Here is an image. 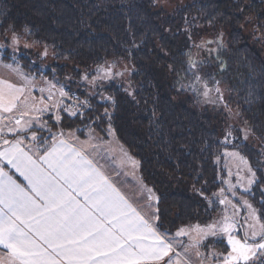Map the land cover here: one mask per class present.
<instances>
[{"label":"trees","instance_id":"trees-1","mask_svg":"<svg viewBox=\"0 0 264 264\" xmlns=\"http://www.w3.org/2000/svg\"><path fill=\"white\" fill-rule=\"evenodd\" d=\"M156 1L0 0V35L10 27L27 33L31 41L50 48L57 62L101 66L118 58L131 63L133 95L111 84L105 91L111 103L89 100L94 113L89 112L100 118L98 130L111 127L138 162L143 182L158 197L161 231L173 236L180 228L213 222L227 178L226 150L239 151L249 162L258 181L243 196L264 211V57L243 28L253 15L263 23L262 2L197 0L168 13L156 11ZM208 33L213 35L212 51L200 61L193 57L194 42ZM189 61L196 64L194 69H189ZM19 62L36 79L51 75H42L24 56ZM67 69L54 66L50 71L62 80ZM192 71L219 81L227 93V109L237 111L259 149L242 141L233 146L222 142L219 129L225 119H219L229 114L199 104L187 87ZM74 72L78 80L81 72ZM78 92L86 95L85 90ZM68 125L63 129H75V119ZM214 246L224 250L222 244Z\"/></svg>","mask_w":264,"mask_h":264},{"label":"snow or ice","instance_id":"snow-or-ice-1","mask_svg":"<svg viewBox=\"0 0 264 264\" xmlns=\"http://www.w3.org/2000/svg\"><path fill=\"white\" fill-rule=\"evenodd\" d=\"M9 32L13 44H18L15 28L6 30L5 36ZM4 67L31 83L18 67ZM195 67L189 61V69ZM99 73L93 85L95 79L112 76L110 68L99 69ZM191 81L187 87L206 101L215 102L210 95L213 91L216 99L223 98L214 77L192 71ZM55 87L50 86L48 96H42V106H38L28 103L26 88L0 80V264H193L192 256L198 264H264V211L243 200L247 214L241 218L237 205L224 196V189L219 199L224 208L217 221L205 227L180 228L175 236L161 231L154 223L159 217L153 212L155 195L151 189H147L144 204L138 199L130 201L89 158L85 144L76 147L71 142L78 139L73 133L57 136L41 120L52 107H60L59 101L47 103L53 100L51 89ZM58 91L60 97L67 95L63 87ZM105 116L111 120L107 110ZM55 119L59 123L61 117L56 115ZM43 131H48L49 137H38ZM29 133L30 146H25L21 134L27 137ZM226 155L238 157L247 166L238 153ZM5 167L14 169L26 184L13 179ZM248 172L247 186H242L245 193L255 182V172L251 168ZM234 188L229 184V191ZM182 237H188L189 242L177 239ZM209 237L214 238L213 245H224V250L202 253L201 247H207L203 242ZM178 245L182 252L177 251Z\"/></svg>","mask_w":264,"mask_h":264},{"label":"rangeland","instance_id":"rangeland-1","mask_svg":"<svg viewBox=\"0 0 264 264\" xmlns=\"http://www.w3.org/2000/svg\"><path fill=\"white\" fill-rule=\"evenodd\" d=\"M195 1L197 0H157L155 3V10L171 13L178 8H182L186 5H191ZM255 1L262 2L264 6V0H255ZM243 28L245 35L247 37H250L251 41L257 44L258 47H260V49L262 50V55L264 57V21L262 24H259L257 18L253 15L247 18V23L246 25H244ZM16 36L18 38L19 43L14 45L12 42V35L10 32L8 33L7 36H5V33L0 35V45H3V47H0V58H2L5 63L14 66V68L18 67L20 70H22V72L27 73L24 70L21 63L19 62V58L24 56L26 57V59H31L35 62L34 66L39 67V69L42 71V75H44V73L46 72H50L51 75L49 77L38 79V81H40L41 84H39L35 90L37 91V96H38L37 103L39 105V101L41 97L43 96L46 98L48 96V89L50 88V86L53 84L56 85L55 88L51 89L52 92L55 93L54 98L52 101H47V103L48 105H52L55 102L59 101L61 102L60 107L59 108L52 107L50 111L46 112L41 117V120L45 122L47 126L51 129V133L60 134L59 131L64 130L63 129L64 126L68 127L70 121H73V119H75L76 128L75 129L69 128L68 130L65 131L76 130L75 135L77 136H83L86 135L87 133H98L103 138L109 137L108 140H104L100 136L97 138L96 144L98 145L97 147H98L99 156L104 155V157L106 159H109L111 162H113V164H115V166L122 173H126L127 175L130 176H134L132 175V173L134 172L133 166L130 165L129 169L126 170V167L124 168L123 158L130 159V161H132L134 165H136V167H138L137 162H135L132 158H129L127 154H124L126 152L123 148H121L122 154L116 151L114 145H116L115 143L118 144V142L115 140L113 136L114 132L112 128L108 127L104 132L98 130L100 129V124H101L100 118L94 117L93 114L89 112V111L93 112L92 110L93 105L90 103V101L91 102L96 101L99 103H111L112 101L111 97L105 92L106 89L109 88L111 84L123 86L127 94H129L130 96L133 95L134 90L131 84L133 67L131 63L126 59H118V58H111L101 66H81L75 62H68V61L57 62L55 60L54 53L50 48L46 47L43 44H38L31 41L28 38L27 33L16 32ZM212 37L213 35L208 33L199 40L200 42L198 40H195L194 47L196 46V48L194 49V52H192L193 57L195 59L202 61L205 58V56L211 53L212 48H210V46L212 44H210V39ZM45 50L47 51V55H44ZM5 56L11 58V61L9 60L7 61L5 59ZM54 66L69 67V69H67V71L65 72L66 74L64 73L65 76L62 80L60 79V76L56 74L55 71H50V69L54 68ZM109 68L112 73L111 78H106L103 80L95 79V84L93 85L91 83L94 80V78H96L100 74L99 69L107 70ZM75 70L81 72V77H79L78 80L74 75ZM117 73H121V75H117ZM30 76L36 78L34 75H30ZM85 76H87L88 78L87 80L84 79ZM61 87H63L64 91L67 93L65 97H60L59 95L58 90ZM40 88H44L45 91L41 93ZM220 89L223 97L222 99H216L217 93L215 91L210 93L211 97L213 98V100H215V102H208L202 95H199L197 92L195 93L198 96L197 99L199 101V104H201L202 106L208 107L211 110L223 112L222 114L223 116L224 114L227 113L229 114L226 115L225 118L219 119L220 121L225 119L224 124L220 126L219 129L222 142L227 146H233L234 143L238 141H242L253 148L259 149L260 146L259 143L254 141L250 130L245 124L242 123L241 119L238 116L237 111L236 110L229 111L227 107H225L227 106V101H228L227 93L223 88ZM78 90L80 91L85 90L86 95L84 97H81ZM74 94L78 95L77 100H72ZM102 98H107V99H102ZM85 101H87V103H85ZM65 108L75 111L76 115L74 116L69 115V112L64 110ZM56 115H59L61 117L59 123H57L55 119ZM49 117H51V119H49ZM109 129H111V134L109 132ZM98 131H100L101 133L103 132L102 135ZM228 131H231V136H228ZM37 135L38 137L41 135H43L44 137H49V132L48 131L38 132ZM103 135H105V137ZM246 135H247V139H245ZM226 137H227V142H225ZM8 139H14V138L8 137ZM261 151L264 156V149H262ZM90 152L92 151L90 150ZM226 153H238L239 157H242L244 160L246 159L242 156V154L239 151L226 150L224 152V164L227 173V178L225 180L224 196H226L229 200H231L233 204L237 205V208L239 209V216L242 218L247 214V211L243 206V200H247L249 202V200L243 196L245 192L243 191L242 186H247V179L250 177L248 168H251V166L247 160H246L247 166H245L243 163L240 162V159L238 157H232L230 155H226ZM100 164L105 170H107V168L103 166L104 164L103 161H100ZM262 165H264V158L262 159ZM251 170L252 172H254L252 168ZM262 170L264 171V167L262 168ZM230 172L231 175H229ZM240 177H244V179H240ZM257 181L258 180L255 174V182L250 186V191L253 189ZM118 184L122 186L119 181ZM229 184L235 185L233 191L236 193V195H233V191H229ZM223 208L224 205L220 204V211L216 215L213 222L217 221L220 218V216L222 215L221 210ZM228 211L229 212L232 211L230 205L228 207ZM197 225L200 227L207 226V225L194 224L187 226L186 228H194ZM193 235L195 234L193 233ZM180 239H182L185 243L189 242L188 237H182ZM213 239H214L213 237H209L207 240L203 242L205 245H207V247H201L200 251L202 253H208L211 251L220 252L212 244ZM179 248L181 247L179 246ZM180 250L182 252V248ZM192 260H193V264H198L197 258L195 256H192Z\"/></svg>","mask_w":264,"mask_h":264},{"label":"crops","instance_id":"crops-1","mask_svg":"<svg viewBox=\"0 0 264 264\" xmlns=\"http://www.w3.org/2000/svg\"><path fill=\"white\" fill-rule=\"evenodd\" d=\"M4 65H10V64L5 63L4 60L2 58H0V80L6 81L8 83H11L15 87H24V88H26L25 96L28 97V103L35 102L38 105V103H37L38 102L37 101V97L38 96H37V91L35 89L38 87L39 84H41V82L38 81V79L31 77L30 75H28L27 73L22 72V70L19 69L20 72L23 74V77H27L28 80L31 81V83L28 84V83L25 82V80L23 78H21L20 76H17L14 72H12V71L8 70L7 68H5ZM12 67L14 68V66H12ZM29 93H30V95H29ZM21 99L23 100L24 98L22 97ZM5 115H7V114H5ZM26 118H28V117H25V119ZM63 131H64V133L66 135L68 133H73L74 134V137L75 138H78V139H73L71 141L73 144H75L76 147H80L81 144H85V147H87V151H88L89 158H91L95 162V164L104 172V174L106 176L109 177V179L114 183V185L123 194H125L127 196V198L130 201H133V200H137L138 199V200L141 201V204H144L145 203L144 198L148 195L147 189H151V188H149L143 182V180L141 178V175H140V169H139L138 162L116 140L115 135H113V136H114L115 140L119 144L118 145L117 143H115L116 145H114L116 151L118 153L122 154L121 153V150H122L121 148H123L125 150V152H126L124 154H127V156H129V158H132L138 164V167H136V165H134V163L132 161H130V159L123 158L124 159V168L126 167V170H128L129 167H130V165H132L133 166V169H134V172L132 173V175H134V176H130V175H127L126 173H122L115 166V164H113V162H111L109 159H106L104 157V155L99 156V154H98V147H97L98 145L96 144V142H97L96 140L100 136L98 133H87L86 135H83V136H77V135H75L76 134V130L75 131H65V130H61L59 132L61 133ZM56 135L59 136V133H57ZM21 136H22V138L25 139V146H30V134H28L27 137H24V135H22V134H21ZM8 137H12V136L11 135H8ZM101 138H103V137H101ZM108 138H103V139L104 140H108ZM85 142H88V143H85ZM0 143H2V141H0ZM89 144L90 145H94L95 147H91V146H89ZM90 150L92 152H90ZM100 161H103L104 162L103 166L106 167L107 170H105L101 166ZM5 170L8 172L9 175H11L13 177V179H16L18 183L26 184V181H24L23 178L20 177L19 174L16 173L14 169H10V168L5 167ZM118 181L121 183L122 186H120L118 184ZM140 192H143V195L142 196L140 195ZM154 195H155V199L153 201H151V203L154 204L153 212L158 216V214H157V204H158L157 201H158V197H157V195L155 193H154ZM140 206L141 205H139V204L137 205V207H140ZM154 223L158 226V220H155ZM186 227H183V228H186ZM177 239H180V238H177ZM180 249L181 248H179V246H177V251H181Z\"/></svg>","mask_w":264,"mask_h":264},{"label":"built area","instance_id":"built-area-1","mask_svg":"<svg viewBox=\"0 0 264 264\" xmlns=\"http://www.w3.org/2000/svg\"><path fill=\"white\" fill-rule=\"evenodd\" d=\"M77 99H78V95L74 94L73 97H72V100H77Z\"/></svg>","mask_w":264,"mask_h":264}]
</instances>
